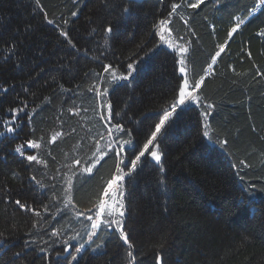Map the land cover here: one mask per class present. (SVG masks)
I'll return each instance as SVG.
<instances>
[{"label":"trees","instance_id":"obj_1","mask_svg":"<svg viewBox=\"0 0 264 264\" xmlns=\"http://www.w3.org/2000/svg\"><path fill=\"white\" fill-rule=\"evenodd\" d=\"M172 3L181 7L170 17L171 42L188 47L190 77L208 73L201 94L214 108L207 121L196 104L178 111L160 163L148 156L126 181L125 229L136 264H264V5L253 14L260 0H39V6L37 0H0V264H128L117 233L99 232L89 244L72 212H57L51 193L60 195L65 174L71 175L65 165L91 155L103 130L88 91L103 65L118 75L129 62L138 69L128 81L100 87L109 89L115 120L131 129L139 148L162 118L179 73L177 57L153 25ZM237 18L244 23L229 38ZM220 45L225 50L212 64ZM10 120H16L13 133L5 127ZM205 122L211 139L202 135ZM56 131L62 136L44 150L27 148V140L48 142ZM225 140L226 146L217 142ZM22 144L25 155L37 154L47 167L20 156L15 148ZM113 163L102 161L99 175L106 179ZM95 173L73 194L79 209L94 202ZM16 200L39 210L43 220ZM56 228L59 238L50 236ZM77 232L78 239H69Z\"/></svg>","mask_w":264,"mask_h":264},{"label":"snow or ice","instance_id":"obj_2","mask_svg":"<svg viewBox=\"0 0 264 264\" xmlns=\"http://www.w3.org/2000/svg\"><path fill=\"white\" fill-rule=\"evenodd\" d=\"M132 0H129L131 3ZM182 2V0H181ZM199 3H203V0H199ZM199 3L190 4L189 7L196 8L199 7ZM37 5L39 6V0H37ZM260 5H264V0H260ZM181 7V3H172L171 11L164 18H160L157 23H154L153 28L155 29V34H158L160 40L168 46V48L173 50L174 55L177 57L178 64V77L177 86L174 89V96L171 103L165 107L160 116L158 117V123H155L154 130L150 131V135L143 143L142 148H139L133 140V133L125 124L119 120H115L113 113V105L108 99L109 89L104 87L101 89L100 85L104 83H119L120 81H128L132 76L134 71H138L134 67L132 62L127 64L128 71L126 73L121 72L117 74V69L111 64L103 65L102 71L95 73L98 78L97 82L89 87L88 91L94 93L96 98V104L94 111L97 109V115L100 121H104L103 130L98 131L96 137L94 138V150L91 152L86 159H72L68 164L65 165L69 169L71 175L65 174V179L61 185L62 191L58 196L56 191L51 193V200L55 202L57 212L64 214L67 211L72 212V218L80 222L84 228V232L88 237V243L94 244L96 241L93 237H97L99 232H115L118 234V239L122 240L124 245H127V258L128 264H136V256L133 253V244L130 241V237L125 229V213H126V181H130L133 173L136 172L139 165H141L148 156L151 157L152 161L159 164L161 161V154L159 149L163 143V139H166L167 131L172 126L170 123L173 121L174 115H178V111H182L188 104H196L203 109L202 115L207 121L210 115L209 110L214 108L213 104H205L203 100L205 99L201 94L202 86L205 84L206 77L201 75L199 78L190 77L188 73L187 66V53L189 51L188 47L181 43H172V29L169 25L172 23L170 17L177 14V10ZM124 12H129L130 9L125 7ZM73 16L76 15L75 12L72 13ZM46 18V17H45ZM183 19V17H181ZM239 20L231 28L228 33L229 38L232 37L234 33L238 31L241 24L244 23L243 20ZM48 24H53L54 21L51 19L47 20ZM185 23H187L185 21ZM105 31L107 33H112L113 29L108 26ZM261 35H264V30L261 31ZM60 35L68 40V43L73 47L75 45L72 43L71 39L68 38V34L65 31H61ZM182 40L183 37L177 38ZM151 49H149L150 51ZM225 50L224 45L219 46V51L215 53L212 57V64L216 63V58L220 57L221 53ZM250 55V54H249ZM211 67V65H210ZM105 74H107L110 79H105ZM6 91V90H5ZM27 107L25 103L23 107L19 109H13V114L16 112L24 111ZM71 111V110H70ZM79 111V110H77ZM35 112V109H33ZM27 115V113H25ZM33 117L28 116V121L31 123ZM16 120H10L5 122L6 131L8 133H13L16 131L15 128ZM166 125L168 127L166 128ZM204 130L202 135L205 138H210L211 127L205 122L203 126ZM34 131V129H33ZM4 133L0 132V135ZM62 136V132L56 131L52 134L51 140L45 142L44 137L41 136L39 140L29 139L27 140L26 146L28 149L44 150L48 144L55 143L59 137ZM101 141L103 143H101ZM223 146L227 145V141H217ZM15 151L24 157L28 162H35L36 164H44L47 167V162L40 159L37 154L25 155L24 145H18ZM49 155L51 153L49 152ZM67 157V154H66ZM107 158V159H106ZM143 158V159H142ZM55 159V157H53ZM108 160H112L114 163L112 165V170L110 171L108 177L105 179L104 176L99 175L98 165H103L101 162L107 163ZM244 164V161H241ZM245 167L249 165L245 164ZM94 170H96L95 175L98 176L100 184L97 186L96 191L93 193L95 199L90 207L83 209L77 208L74 202L73 194L81 191V185L85 183L84 177L94 176ZM59 171V169L57 170ZM32 180H36L33 176ZM75 179V183H74ZM41 188L45 186L37 181ZM53 188L56 186L53 185ZM15 203L19 205L21 209L26 211H31L36 217H40L43 220L42 214L39 210L32 208L31 205L27 203H21L20 200H16ZM62 205V208H61ZM45 212L49 211L48 204L40 205ZM88 222V223H85ZM36 223H33V228L36 227ZM3 235V233H0ZM31 235V233H29ZM51 237L59 238L61 236V229H53L50 233ZM80 237V232H77L75 236L69 239H78ZM69 239H64L61 243L64 245L62 251H67ZM35 242V241H33ZM80 249H77L79 251ZM62 253L58 252L57 255ZM73 260L76 257H72Z\"/></svg>","mask_w":264,"mask_h":264},{"label":"rangeland","instance_id":"obj_3","mask_svg":"<svg viewBox=\"0 0 264 264\" xmlns=\"http://www.w3.org/2000/svg\"><path fill=\"white\" fill-rule=\"evenodd\" d=\"M261 6H263V5H260V4H259L258 9H257L256 11H254L253 14H256V13L258 12L259 8H261ZM211 69H212V66L209 68L208 71H210ZM207 74H208V73H205V76H207ZM174 116H175V115H174ZM142 159H143V158H142ZM80 252H81V251H79V253H80Z\"/></svg>","mask_w":264,"mask_h":264},{"label":"bare ground","instance_id":"obj_4","mask_svg":"<svg viewBox=\"0 0 264 264\" xmlns=\"http://www.w3.org/2000/svg\"><path fill=\"white\" fill-rule=\"evenodd\" d=\"M127 1H129V0H127ZM144 1H149V0H143L142 2H144ZM132 2H134V3H142V2H137V1H132Z\"/></svg>","mask_w":264,"mask_h":264},{"label":"water","instance_id":"obj_5","mask_svg":"<svg viewBox=\"0 0 264 264\" xmlns=\"http://www.w3.org/2000/svg\"><path fill=\"white\" fill-rule=\"evenodd\" d=\"M132 1L142 2L143 0H132Z\"/></svg>","mask_w":264,"mask_h":264}]
</instances>
